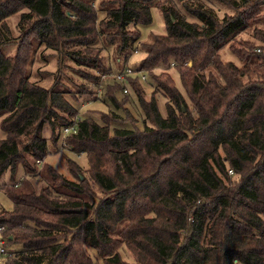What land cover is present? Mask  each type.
<instances>
[{"label": "trees", "instance_id": "1", "mask_svg": "<svg viewBox=\"0 0 264 264\" xmlns=\"http://www.w3.org/2000/svg\"><path fill=\"white\" fill-rule=\"evenodd\" d=\"M220 1L232 12L219 18L208 0H99L97 8L94 0H0V189L12 201L0 207L10 248L1 264H264V27L254 24L264 0ZM153 6L165 31L140 41L137 24L151 21ZM13 13L22 33L11 54L2 45L11 39L6 17ZM251 25L260 43L229 44L240 63L223 60L222 47ZM101 38L126 60L118 69L133 68L114 82L135 92L141 124L126 99L105 91L110 111L101 121L85 115L76 131L61 135L78 107L64 90L29 78L30 50L35 41L63 46L75 64L93 70L84 71L89 81L78 91L94 93L108 70L95 46ZM138 46L144 55L127 63ZM170 62L185 93L163 68ZM138 69L155 83L149 98L135 85ZM156 90L166 98L165 114ZM112 105L132 121L121 124ZM45 125L54 150L61 136L68 149L86 154L101 193L70 157L74 178L37 162L47 152ZM41 168L50 183L37 189L26 180ZM229 168L237 175L232 183L224 181Z\"/></svg>", "mask_w": 264, "mask_h": 264}, {"label": "rangeland", "instance_id": "2", "mask_svg": "<svg viewBox=\"0 0 264 264\" xmlns=\"http://www.w3.org/2000/svg\"><path fill=\"white\" fill-rule=\"evenodd\" d=\"M99 0H94L93 5L97 8L99 7L100 3ZM208 3L212 4L214 8H216L217 16L220 18L224 14V12H232L231 6L225 2V4L220 0H208ZM262 8L259 10L258 15L260 16L256 22L255 25L259 27H264V5L261 6ZM99 18L101 17V12L98 13ZM18 13H13L6 17V22L10 29V35L11 39L9 42L4 43L2 45L5 53H15L17 49L18 39L20 38L21 31L18 26ZM188 19H195L194 16L187 14ZM132 27V26H130ZM252 25L245 28L244 30L240 31L235 38L231 41H229L227 44H225L222 49L220 50V55L223 60L231 59L235 61L236 63H240L238 58L234 56V54L231 53L229 44L233 45L236 48H244L245 46H250L249 44L254 43H260V39L255 37L253 35L252 31ZM137 28L139 31V37L140 41H149L154 33H162L165 31V25H164V19L162 17V14L160 10L153 6L151 8V21L147 24L138 23ZM98 43L95 45L97 47V51L99 52V57L102 65L104 67H107V71L101 72L99 74L98 78V84L94 85V93L92 92H80L79 90V83L81 81H84L88 83L89 79L85 77L84 71H87L88 73H92L93 70H91L87 66H78L74 63V61L64 54L62 46L61 50H56L51 47L45 46L43 43L35 41L33 43L34 49L30 50V56L32 54V59L30 63L27 66V74H29V78L32 80H35L37 83L44 85L46 87H54L57 89H61L65 91V96L78 107V118H81L85 115H92L97 121H101V113L102 112H108L109 106L104 101L105 91L114 93V95L121 101L126 99V101L123 102V105L126 106L127 112H129L130 115L133 116V118H136L137 123H140L141 116L136 110V106L134 104V101L136 99L135 92L131 91V86H128L129 89L127 92H123L122 88L119 87L117 83H115L114 78L111 76L113 72H115L116 69L123 66V63H126V60L124 61L123 56H117L118 53L115 51L114 45L108 44L106 40H103L102 38L97 41ZM248 43V45H246ZM66 45V44H65ZM66 47V46H65ZM143 51L141 50V47L138 46L137 50H134L128 57L129 64L137 63L138 60L143 56ZM188 65H191V61L188 59L187 61ZM164 69L168 70L169 75L172 77L173 83L183 92L185 93L184 87L182 86L179 78V73L177 68L174 66L173 62L168 63L166 66L163 67ZM208 69H211L214 74H216V68L214 66L208 65L205 68V71L207 72ZM260 69V68H259ZM154 71L158 72L159 70L155 69ZM145 72V71H144ZM139 75V73H138ZM135 85L137 87H140L143 91V95L145 98H149L151 95V90L155 88V83L152 80L151 76L148 75L145 79H140L135 81ZM133 87V86H132ZM132 90V89H131ZM95 94L98 96V98H95ZM158 108L161 111L162 114H165V96L162 95V92L160 90H156L154 93ZM188 103H190L188 97H186ZM122 106V105H121ZM112 107H114L112 105ZM118 113H120L119 122L121 124H125L132 121V117L127 114V112L123 111L121 107H114ZM132 118V119H131ZM131 120V121H130ZM43 135L46 137L47 141V152L43 156L39 164L49 163L51 164L56 170L64 174L65 176L69 178H74L72 176L71 172L68 169L67 162H66V156L74 159L77 163L81 165V167L84 169L87 178L88 184H93V180L91 176L89 175L88 171L86 170V167L88 166V160L86 157V154L84 152H76L73 150L68 149L66 146H64V143L61 140V136L57 140V148H53V145L50 140L51 137H49L50 133V127L48 125H45L44 129L42 130ZM61 135H63V131L61 132ZM221 155L224 153L222 149H219ZM227 165V164H226ZM228 166V165H227ZM42 169V168H41ZM228 173H230L229 170H227ZM229 175V182L228 179L224 178V181L227 183H232L233 180L237 177L235 173H230ZM7 175V174H6ZM4 176L3 178L7 179V176ZM14 177L16 179L22 177V169L20 166L17 167ZM225 177V176H224ZM2 179V178H1ZM34 187L37 189L44 185L49 184L50 180L46 175V171L44 168L41 170L40 174L36 173L32 176H29L27 178ZM25 182L21 183V186ZM91 184V185H92ZM90 186V185H89ZM93 190H95L98 193H101L100 189L96 186L94 183L93 186H91ZM11 199L7 195V193L0 189V207L4 208H10L11 207ZM150 214V212H148ZM14 248L20 247L19 243H12L11 245ZM91 253L94 254V250H90ZM122 253L124 257L130 258L129 254L126 252V250L122 249ZM97 262L101 263L102 260L97 259Z\"/></svg>", "mask_w": 264, "mask_h": 264}, {"label": "built area", "instance_id": "3", "mask_svg": "<svg viewBox=\"0 0 264 264\" xmlns=\"http://www.w3.org/2000/svg\"><path fill=\"white\" fill-rule=\"evenodd\" d=\"M131 71H133V68L130 65H127V66L113 72L111 74V76L114 78L115 81H118L119 83H123L125 76L128 73H130ZM137 71H138L141 79L146 78V74H145L144 70L138 69ZM122 90H123V92H125L127 90V87L124 84L122 85ZM78 119H79L78 116H75V118L73 119V121L71 123L63 126V128H62L63 134L76 131ZM37 162H40V161L37 160ZM228 170L230 172L232 171L231 168H229ZM19 183H20V181H18L16 184H19ZM4 229H5V224L0 223V264H1V259L3 258V256L6 253H8L10 250L9 245L7 244L6 236L3 232Z\"/></svg>", "mask_w": 264, "mask_h": 264}]
</instances>
